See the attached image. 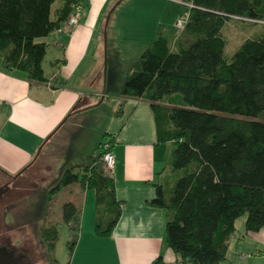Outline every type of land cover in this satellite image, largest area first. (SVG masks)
I'll return each instance as SVG.
<instances>
[{"label":"trees","instance_id":"1","mask_svg":"<svg viewBox=\"0 0 264 264\" xmlns=\"http://www.w3.org/2000/svg\"><path fill=\"white\" fill-rule=\"evenodd\" d=\"M185 1L192 6L183 30L157 36L133 63L119 94L147 101L158 141L171 145L165 159L169 174L154 184L149 203L166 210L164 241L176 263L218 264L238 218L245 217L246 232L264 227V31L245 38L229 57L223 54L227 40L221 32L235 18L262 20L264 0ZM53 2L0 0L2 69L46 81L41 63L47 45L38 39L58 28L74 4L83 5L61 0L52 19ZM101 153L99 145L76 172H62L51 191L73 183L93 190L94 233L107 237L121 202L98 162ZM77 214L72 202L62 205L63 223H74ZM41 236L53 251L57 228H42ZM73 243L67 242L69 253ZM49 264H58L56 257ZM151 264L169 263L157 256Z\"/></svg>","mask_w":264,"mask_h":264},{"label":"crops","instance_id":"2","mask_svg":"<svg viewBox=\"0 0 264 264\" xmlns=\"http://www.w3.org/2000/svg\"><path fill=\"white\" fill-rule=\"evenodd\" d=\"M116 1L82 0V16L71 31L54 30L38 39L47 45L41 63L43 83L30 81L19 70L2 69L0 57V169L5 172L24 171L36 160L42 144L62 128L81 131L88 118L99 120L98 110L105 102L117 104L102 114L98 131L113 140L112 179L121 202L120 217L109 236H97L93 190L78 183L64 187L62 191L74 192L67 202L76 205L78 214L74 223L57 226L66 230L70 241L75 238L71 253L67 251L63 260L56 257L58 264H151L157 256L176 263L164 241L166 210L149 203L155 196L154 184L164 182L169 174L165 159L171 145L158 141L154 112L147 101L120 94L111 98L107 72H116L121 81L157 36H176L173 24L181 0ZM60 4L61 0L56 8ZM236 20L259 24L258 33L264 31V18ZM159 105L173 107L166 102ZM244 219L235 221L225 258L218 264H264V227L246 232Z\"/></svg>","mask_w":264,"mask_h":264},{"label":"rangeland","instance_id":"3","mask_svg":"<svg viewBox=\"0 0 264 264\" xmlns=\"http://www.w3.org/2000/svg\"><path fill=\"white\" fill-rule=\"evenodd\" d=\"M58 1L54 0L51 6V17ZM131 1L127 0V3ZM177 8L179 10L177 16L187 10L182 2L177 5ZM260 27L259 24L244 23L236 19L225 23L221 28L227 40L224 56H231L245 36L257 34ZM105 64L106 58L103 55V69ZM102 75L106 77L104 70ZM119 80L120 75L108 70L107 87L112 90L111 98H117L124 77H121V81ZM105 103L98 110L101 114L98 121L93 122V119L88 118L84 122L85 128L78 132L75 128L69 132L65 130V127L62 128L54 138L49 139L44 146L42 144L35 155L34 163L24 171L12 174L0 169V184L11 179L10 190L0 198V243L7 245L16 253L18 251L24 253L27 260L34 264H49L53 257L61 260L67 257V242L71 238L66 235V230L62 228L60 230L58 227V237L53 251L47 249L41 230L61 226L62 205L74 192L62 191L63 188L52 192L51 189L56 185L62 172L66 169L76 172L79 165L87 162L88 156L99 146L100 141L105 139L104 135L98 131L104 121L102 114L108 113L111 107L117 106L115 103ZM98 162L102 166L99 159ZM85 196L81 201L84 202ZM87 214L86 208L85 216ZM73 240L75 241V238Z\"/></svg>","mask_w":264,"mask_h":264},{"label":"built area","instance_id":"4","mask_svg":"<svg viewBox=\"0 0 264 264\" xmlns=\"http://www.w3.org/2000/svg\"><path fill=\"white\" fill-rule=\"evenodd\" d=\"M182 2L186 7L187 10L182 12L180 15L177 16L175 22H174V28H175V33L178 35L184 28L187 20H188V13H189V8L192 6L190 2L188 1H180ZM83 5L80 3H76L72 6L71 11L65 18V20L60 24L58 28L55 29L56 32L58 31H71L79 22L80 17L82 16L83 13ZM112 141H109L108 139H102L100 141V149L102 151L101 156H100V161H101V167L103 168V172L112 178L113 176V169L115 167V158L113 154L111 153V145ZM174 264H180V263H174Z\"/></svg>","mask_w":264,"mask_h":264},{"label":"water","instance_id":"5","mask_svg":"<svg viewBox=\"0 0 264 264\" xmlns=\"http://www.w3.org/2000/svg\"><path fill=\"white\" fill-rule=\"evenodd\" d=\"M120 0L116 1L118 3ZM108 18V17H107ZM5 189L0 187V197ZM25 254L22 252L11 253L6 248L0 246V264H34L32 261H24Z\"/></svg>","mask_w":264,"mask_h":264},{"label":"flooded vegetation","instance_id":"6","mask_svg":"<svg viewBox=\"0 0 264 264\" xmlns=\"http://www.w3.org/2000/svg\"><path fill=\"white\" fill-rule=\"evenodd\" d=\"M10 183H11V179H9V180H7V181H4L3 183L0 184V187H3V188L5 189L4 194L7 193V192L10 190V186H9ZM4 194H2V196H1L0 198H2ZM0 246L6 248L8 251L10 250V249L8 248V246L5 245V244L0 243ZM9 252H11V253H16V251H14V250H10ZM18 252H19V251H18ZM24 261H28L26 256H25V258H24Z\"/></svg>","mask_w":264,"mask_h":264}]
</instances>
